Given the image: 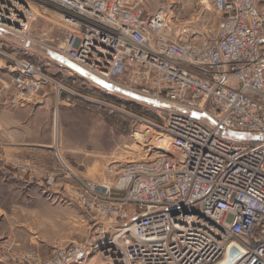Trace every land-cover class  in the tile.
I'll return each mask as SVG.
<instances>
[{"label": "built area", "instance_id": "1", "mask_svg": "<svg viewBox=\"0 0 264 264\" xmlns=\"http://www.w3.org/2000/svg\"><path fill=\"white\" fill-rule=\"evenodd\" d=\"M51 1L63 10L64 41L37 42L73 73L163 110L158 121H143L147 157L121 164L111 182L74 175L77 204L126 220L100 248L105 264H216L232 246L231 264H264V13L256 0H213L220 17L211 36L149 11L148 0ZM27 6L0 0V27L26 32ZM10 65L22 102L52 80L30 59L13 57ZM106 231L99 227L101 238ZM93 246L55 244L44 256L23 254L19 264H81Z\"/></svg>", "mask_w": 264, "mask_h": 264}, {"label": "rangeland", "instance_id": "2", "mask_svg": "<svg viewBox=\"0 0 264 264\" xmlns=\"http://www.w3.org/2000/svg\"><path fill=\"white\" fill-rule=\"evenodd\" d=\"M7 1L15 10L28 5L32 14L26 32L0 27V114L6 112L10 101H18L12 81L15 71L10 67L13 57L34 61L52 80L61 84L57 89L49 80L28 100L42 98L45 101L33 115L44 125L43 130L40 127V139L46 142L47 175L38 190L39 201L45 209L47 238L52 241L51 244L46 242L45 252H50L55 244L87 241L95 247L81 264H105L100 248L106 245L113 228L126 220L109 221L92 216L77 204L71 192L74 175L111 182L121 164L147 157L152 150L142 141L143 121L145 118L158 121L162 106H155L133 92L107 89L79 71L67 73L64 70L73 68L69 61L45 60L53 53L36 40L40 36L49 44L63 43V27L67 23L63 20L62 7L51 0ZM256 5L264 13V0H256ZM147 9L167 11L173 23L192 22L199 36L213 35L220 17L213 0H148ZM14 173L15 176H10L5 169L0 172V194L3 195L0 205L21 210L33 205L35 201L26 194H37V189L33 183L25 184L22 169H15ZM100 226L108 228L102 238Z\"/></svg>", "mask_w": 264, "mask_h": 264}, {"label": "crops", "instance_id": "3", "mask_svg": "<svg viewBox=\"0 0 264 264\" xmlns=\"http://www.w3.org/2000/svg\"><path fill=\"white\" fill-rule=\"evenodd\" d=\"M47 57L45 60L50 62L68 61L59 60L54 55ZM70 69L64 71L73 73ZM44 103L42 98L10 101L6 112L0 114V172L5 169L10 176H15L14 170L22 169L25 184L33 183L37 189V194H26L28 199L35 201L29 207L18 210L0 205V264H19L25 253L44 256L49 252H45L46 242H52L47 238L45 209L39 201L38 191L47 175L46 142L40 139V127L43 130L44 125L33 116Z\"/></svg>", "mask_w": 264, "mask_h": 264}, {"label": "water", "instance_id": "4", "mask_svg": "<svg viewBox=\"0 0 264 264\" xmlns=\"http://www.w3.org/2000/svg\"><path fill=\"white\" fill-rule=\"evenodd\" d=\"M52 55H54L59 60H65L61 54H52ZM95 80H97L99 83L103 84L106 87L109 86V84L107 82H105L101 79L95 78ZM207 121L210 124H213V122L211 120L207 119ZM219 130H221V127L219 128ZM227 133L233 137L242 138V139H254V140L260 139V134H258L256 132H231V131H227ZM261 137L264 139V134ZM237 254H238L237 248L232 246L229 250L228 260L231 261Z\"/></svg>", "mask_w": 264, "mask_h": 264}, {"label": "bare ground", "instance_id": "5", "mask_svg": "<svg viewBox=\"0 0 264 264\" xmlns=\"http://www.w3.org/2000/svg\"><path fill=\"white\" fill-rule=\"evenodd\" d=\"M102 80H103V79H102ZM103 81H104V80H103ZM105 82H107V83L109 84L108 87H111V86H112V85L110 84V82H108V81H106V80H105ZM136 95L138 96V94H136ZM138 97H140V96H138ZM144 99H147V98H144ZM232 261H233V260L229 261V260H228V256H227V254H225V256H224L219 262H217L216 264H231Z\"/></svg>", "mask_w": 264, "mask_h": 264}]
</instances>
